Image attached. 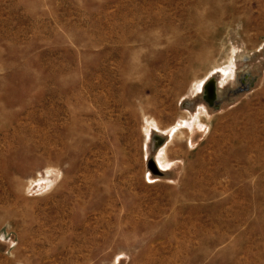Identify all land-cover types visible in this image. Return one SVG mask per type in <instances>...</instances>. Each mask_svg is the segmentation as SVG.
I'll return each mask as SVG.
<instances>
[{
  "label": "rangeland",
  "instance_id": "rangeland-1",
  "mask_svg": "<svg viewBox=\"0 0 264 264\" xmlns=\"http://www.w3.org/2000/svg\"><path fill=\"white\" fill-rule=\"evenodd\" d=\"M0 247L264 264V0H0Z\"/></svg>",
  "mask_w": 264,
  "mask_h": 264
},
{
  "label": "bare ground",
  "instance_id": "bare-ground-1",
  "mask_svg": "<svg viewBox=\"0 0 264 264\" xmlns=\"http://www.w3.org/2000/svg\"><path fill=\"white\" fill-rule=\"evenodd\" d=\"M236 56V55H235ZM220 79H221V77H220ZM220 79H213V80H211V81H209L207 84H206V86L204 87V93L206 94V97H205V102L206 103H210L213 99H214V97H222L223 95H220V93H219V87H218V82L220 81ZM228 102L229 101H224V103L222 102V106H226L227 104H228ZM204 106V105H203ZM195 107V104L193 105H191L190 106V108H194ZM206 108V107H205ZM223 108H225V107H223ZM159 160H156V161H154V162H151L150 163V168H151V171H152V174L153 175H158V176H163V173H164V171H163V169L160 167V165H159V162H158ZM161 164V163H160ZM167 174V173H166ZM165 176V175H164Z\"/></svg>",
  "mask_w": 264,
  "mask_h": 264
},
{
  "label": "crops",
  "instance_id": "crops-1",
  "mask_svg": "<svg viewBox=\"0 0 264 264\" xmlns=\"http://www.w3.org/2000/svg\"><path fill=\"white\" fill-rule=\"evenodd\" d=\"M55 229H57L56 227L55 228H53V229H51V234L53 235V236H55L56 234H57V232H55L56 230ZM44 234L42 233V236H43ZM43 242H46V238H43L42 237V244H43ZM39 245V244H38ZM37 245V246H38ZM34 246H35V244H34ZM39 246H41V245H39ZM0 249H1V247H0ZM3 249H5V248H3ZM31 250V244L30 245H27L26 247H24L23 248V251L25 252L26 250ZM53 252H56V251H58V248H57V245L53 248V250H52ZM38 254L41 256V257H43L41 254H42V248L41 249H38ZM31 259V258H30ZM30 259H28V260H30ZM24 260H26V259H24ZM44 259H42V261H43Z\"/></svg>",
  "mask_w": 264,
  "mask_h": 264
}]
</instances>
